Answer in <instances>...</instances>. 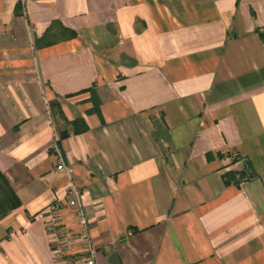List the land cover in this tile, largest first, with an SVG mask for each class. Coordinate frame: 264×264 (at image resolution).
<instances>
[{"label": "crops", "instance_id": "0c3cea01", "mask_svg": "<svg viewBox=\"0 0 264 264\" xmlns=\"http://www.w3.org/2000/svg\"><path fill=\"white\" fill-rule=\"evenodd\" d=\"M0 173V264H264V0H0Z\"/></svg>", "mask_w": 264, "mask_h": 264}, {"label": "built area", "instance_id": "2783aa9c", "mask_svg": "<svg viewBox=\"0 0 264 264\" xmlns=\"http://www.w3.org/2000/svg\"><path fill=\"white\" fill-rule=\"evenodd\" d=\"M54 147L57 148L56 144H54ZM57 152H58V157H59V160H60V163L58 164L57 167H58V169H64L65 168V165H64V162H63V155H62V153L58 149H57ZM233 156L235 158L236 157V154H234ZM72 191H74V193H76L79 196L78 189L73 188ZM77 216H78V219L80 220V222H82L83 224H86L87 223L86 216H85V212H84L82 203L80 201L78 203ZM86 264H98L97 258H96V253H95L94 249H90V252L88 254V259L86 261Z\"/></svg>", "mask_w": 264, "mask_h": 264}, {"label": "trees", "instance_id": "16d2710c", "mask_svg": "<svg viewBox=\"0 0 264 264\" xmlns=\"http://www.w3.org/2000/svg\"><path fill=\"white\" fill-rule=\"evenodd\" d=\"M0 183H1L0 187H2L3 184L6 185V183H7L6 177L1 173H0ZM11 193H12V191H11ZM17 205H18V200H16L14 205H9V206L7 205L4 208L0 207V217H3L11 208H14Z\"/></svg>", "mask_w": 264, "mask_h": 264}]
</instances>
